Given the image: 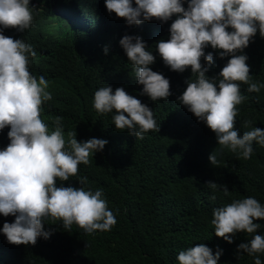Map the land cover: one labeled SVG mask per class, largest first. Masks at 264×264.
I'll return each mask as SVG.
<instances>
[{
    "label": "trees",
    "instance_id": "16d2710c",
    "mask_svg": "<svg viewBox=\"0 0 264 264\" xmlns=\"http://www.w3.org/2000/svg\"><path fill=\"white\" fill-rule=\"evenodd\" d=\"M182 2L187 8V0ZM30 5L34 6L32 26L23 32L8 28L3 34L23 39L36 52L28 67L37 79L43 75L48 81L52 100L43 103L41 118L49 129H55L54 118L59 116L66 140L68 131H76L78 141L92 137L108 141L63 184L79 187V178L86 176L85 187L103 190L102 198L117 223L110 231L87 234L75 224L68 231L62 221L45 218V230H52L48 239L16 245L2 232L4 222H14L15 217L0 214V264H179L180 251L201 243L214 254L222 250L218 264H255L254 256L236 254L237 246L251 235L239 232L229 243L216 236L211 219L214 208L234 199L254 197L264 205V146L253 142L251 158H239L222 149L206 123L178 102L191 68L182 73L171 70L155 45L170 38L176 16L167 22L153 18L129 25L108 12L105 0H30ZM124 35L141 37L156 57L150 67L170 80L172 94L167 100L153 101L142 94L143 85L137 83L119 43ZM204 51L214 54L211 66L203 57L201 63L208 68L206 74L215 77L231 57L221 58V50L210 44ZM238 54L248 56L251 82L264 83V37L259 31ZM107 85L113 91L123 87L147 104L159 131L137 139L128 130H117L112 120L115 110L102 115L93 107L95 91ZM240 88L247 99L237 105L236 127L243 134L249 129L242 122L251 120L252 127L264 129V88L259 93L248 92V84L241 83ZM9 131L10 127L0 130V149L10 143ZM214 150L218 166L209 160ZM208 181L227 185L230 194L216 191V200H211ZM256 222L261 225L257 234L264 235V220ZM257 255L264 264V253Z\"/></svg>",
    "mask_w": 264,
    "mask_h": 264
},
{
    "label": "clouds",
    "instance_id": "9594fccd",
    "mask_svg": "<svg viewBox=\"0 0 264 264\" xmlns=\"http://www.w3.org/2000/svg\"><path fill=\"white\" fill-rule=\"evenodd\" d=\"M109 13L115 12L129 25H139L153 18L167 22L170 38L156 42V49L165 65L171 70L184 72L191 68L192 76L178 102L206 123L215 134L218 145L236 153L239 158L250 159L253 142L264 146V129L252 127L251 120H244L240 133L236 127L240 105L246 96L241 94V83L248 84V92L259 93L264 83L251 82L248 56L243 50L257 31L264 37V0H105ZM34 6L30 0H0V130L10 127V143L0 149V214L15 217L5 221L2 232L9 243L35 245L39 237L48 239L52 230H45V218L62 221L71 231L75 224L87 234L110 231L116 225L114 213L102 198L103 190L86 188L87 177L79 178V187L64 186L63 182L78 174V166L90 162V154L104 150L107 140L92 137L78 141L76 131L64 136L62 118H54L55 129L50 130L41 118L42 105L52 100L48 81L43 75L36 78L29 71L30 57L36 52L23 39L4 35V30L16 28L23 32L32 26ZM232 30L229 31L228 29ZM120 45L133 66L137 83L143 85L142 94L153 101L167 100L172 94L170 80L150 67L156 57L147 49L139 36L124 35ZM211 45L221 58L230 56L219 74L210 78L201 63H214L213 52L205 55ZM105 54L108 47L104 48ZM193 77H195L193 79ZM94 109L100 114L113 113L117 130H128L137 139L149 131H159L160 124L153 110L123 87L115 91L111 85L94 93ZM209 160L213 166L219 161L215 150ZM60 185L57 186V181ZM224 196L230 194L227 185L206 182ZM211 225L216 236L229 243L239 232L251 235L247 242L237 246L236 254L245 252L255 257V264H262L258 253H264V235L257 234L264 220V205L254 197L234 199L231 203L213 209ZM222 250H213L205 244H196L179 252V264H218Z\"/></svg>",
    "mask_w": 264,
    "mask_h": 264
}]
</instances>
